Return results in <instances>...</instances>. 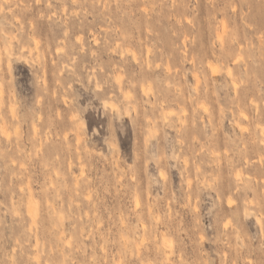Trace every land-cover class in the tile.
<instances>
[{"label": "rangeland", "instance_id": "374dc122", "mask_svg": "<svg viewBox=\"0 0 264 264\" xmlns=\"http://www.w3.org/2000/svg\"><path fill=\"white\" fill-rule=\"evenodd\" d=\"M0 90V264H264V0H0Z\"/></svg>", "mask_w": 264, "mask_h": 264}, {"label": "bare ground", "instance_id": "6f19581e", "mask_svg": "<svg viewBox=\"0 0 264 264\" xmlns=\"http://www.w3.org/2000/svg\"><path fill=\"white\" fill-rule=\"evenodd\" d=\"M79 38H80V37H79ZM95 40L97 41V38H96ZM79 41H80V40H79ZM95 44H96V43H95ZM133 58H134L135 61H137V55H136L135 53H134V57H133ZM23 59L25 60V58H23ZM208 64L211 65L209 62H208ZM9 65H10V64H9ZM214 65H215V64H214ZM207 66H208V65H207ZM212 66H213V65H212ZM212 66H211L210 68H213V67H214V66H213V67H212ZM8 67H9V66H8ZM210 68H209V69H210ZM216 69H217V68H216ZM229 69H230V67L228 68V70H229ZM211 70H212V69H211ZM230 70H231V69H230ZM213 71H214V73H216L215 68H213ZM213 71H211V72H213ZM228 73H230V71H228ZM230 74H232V72H231ZM195 75H196V74H195ZM197 76H198V75H197ZM195 78H196V76H195ZM234 79H235V78H234ZM234 79H233V80H234ZM198 80H199V79H198ZM198 80H197V82H198ZM233 82H238V81L235 79V81H233ZM235 85H237V83H236ZM235 85H234V88L237 87V86H235ZM238 85H239V82H238ZM96 88L99 89V90L102 89L100 85H97ZM147 88H148V87H146V89L142 87V91L147 90ZM236 89H237V88H236ZM148 90L151 91V88H149ZM149 91H145V92H143V94L147 95V92H149ZM2 92H3V91H2ZM0 93H1V90H0ZM124 96H125V98H127V100H130L131 98H133V97H132L133 95H132L131 93H128V94L126 93ZM103 103H105V102H103ZM106 103H107V102H106ZM106 103H105V104H106ZM112 103H113V102H112ZM108 104H109V106L112 105L110 102H109ZM108 104H107V105H108ZM114 105H115V104H114ZM114 105H113V106H114ZM105 107H106V106H105ZM110 107H112V106H110ZM115 108H117V105H115V106L113 107V109H115ZM11 112H13V110H11ZM244 114H245V113H243L242 115H244ZM244 117L246 118V117H248V116H246V114H245ZM164 118H166V117H164ZM166 119H168V118H166ZM147 120H149V119H147ZM82 126H84V125H82ZM35 128H36V127H35ZM3 129H4V127H3ZM3 131H4V130H3ZM5 131H6V129H5ZM7 132H8V130H7ZM36 132H37V131H36ZM2 133H6V132H2ZM8 133H9V132H8ZM8 133L5 134L6 137H7V135H9ZM3 135H4V134H3ZM162 175H163V173H162ZM231 201H232V200H231ZM232 202H233V201H232ZM227 203L229 204L230 201L227 202ZM230 205H231V204H230ZM33 206H34V205H33ZM34 207H35V206H34ZM30 208H31V209H30ZM30 208H29V209H30L29 213H31V215L34 216V215H35V209L32 208V207H30ZM195 208H197V207H195ZM33 220H36V219L34 218ZM256 221H257L259 224H261V217H257V218H256ZM227 222H228V221H227ZM227 222H226V223H227ZM224 225L226 226L227 224H224ZM227 226H228V225H227ZM37 243H38V242H37Z\"/></svg>", "mask_w": 264, "mask_h": 264}]
</instances>
